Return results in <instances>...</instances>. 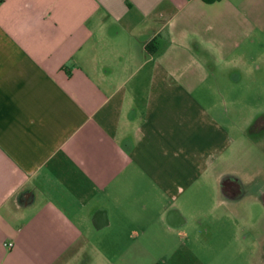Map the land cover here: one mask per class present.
Returning a JSON list of instances; mask_svg holds the SVG:
<instances>
[{
	"label": "crops",
	"instance_id": "crops-1",
	"mask_svg": "<svg viewBox=\"0 0 264 264\" xmlns=\"http://www.w3.org/2000/svg\"><path fill=\"white\" fill-rule=\"evenodd\" d=\"M255 133L264 0H0V264H123L169 233L190 242L218 163L245 151L242 173L214 179L227 206L264 174Z\"/></svg>",
	"mask_w": 264,
	"mask_h": 264
},
{
	"label": "rangeland",
	"instance_id": "rangeland-1",
	"mask_svg": "<svg viewBox=\"0 0 264 264\" xmlns=\"http://www.w3.org/2000/svg\"><path fill=\"white\" fill-rule=\"evenodd\" d=\"M224 76L223 71L217 74L219 84L215 88L217 97L222 100L228 91ZM221 107L224 109V105ZM226 107L229 113L233 112L230 105L225 104ZM244 114L246 118L249 112ZM238 116L242 117L240 113ZM257 134L245 138L249 143L253 139L260 141L258 148L250 147L248 160L250 165L254 163L264 171V135ZM243 153V150L235 152L230 166L229 162L218 163L206 178L209 183L196 184V231L189 232L192 237L190 242L179 241L177 236L169 233L167 243L137 248L136 259L126 260L123 264H264V204L254 195L258 188H264V174L252 183L244 184L246 195L229 201L228 206L220 202L226 199L221 194L219 182H214L215 176L220 173L224 178L231 171L242 173L245 160L241 162L238 154ZM122 244L116 254L123 255L125 247ZM125 255L133 257L132 254Z\"/></svg>",
	"mask_w": 264,
	"mask_h": 264
},
{
	"label": "flooded vegetation",
	"instance_id": "flooded-vegetation-1",
	"mask_svg": "<svg viewBox=\"0 0 264 264\" xmlns=\"http://www.w3.org/2000/svg\"><path fill=\"white\" fill-rule=\"evenodd\" d=\"M223 185H224V190L227 191H231L232 186H231V182L228 179H224L223 181Z\"/></svg>",
	"mask_w": 264,
	"mask_h": 264
},
{
	"label": "built area",
	"instance_id": "built-area-1",
	"mask_svg": "<svg viewBox=\"0 0 264 264\" xmlns=\"http://www.w3.org/2000/svg\"><path fill=\"white\" fill-rule=\"evenodd\" d=\"M7 245H8V246H11V245H12V243H11V242H9V243H7Z\"/></svg>",
	"mask_w": 264,
	"mask_h": 264
}]
</instances>
